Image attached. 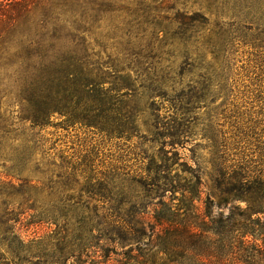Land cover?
<instances>
[{
  "label": "trees",
  "instance_id": "trees-1",
  "mask_svg": "<svg viewBox=\"0 0 264 264\" xmlns=\"http://www.w3.org/2000/svg\"><path fill=\"white\" fill-rule=\"evenodd\" d=\"M145 1L0 0V158L9 150V171L15 172L14 168L25 157H32L38 147L34 135L19 142V135L14 134L2 114L4 99H12L21 106L18 121L29 123L31 131L59 117L67 128L85 129L102 141L123 145L134 138L146 141L137 121L142 113L140 102H149L154 116L153 100L163 101L164 90L168 84L171 88L174 84L173 76L168 77L172 68L162 65L163 55L170 56V53L163 50L168 47L175 52L180 48L183 58L188 56L189 49L198 42L200 32L196 30L205 31L210 26L198 12L175 11L172 18H164L161 9H151ZM114 19L119 22L114 23ZM162 21L175 27L171 36ZM103 30L114 32L102 37L112 44L103 45V41L97 43L92 39L95 32L101 38ZM191 71L183 70L182 74H192ZM139 75L144 79L138 83ZM199 78L200 84L206 83L209 87L207 95L212 88L222 92L213 75L209 78L199 75ZM255 91H258L255 98L264 102V89ZM164 102L168 105L171 123L164 127L165 142L161 146L174 149L188 140L186 116L194 121L189 116L199 108L190 109L192 104L182 103L179 96ZM249 119L242 121V125L234 123V138L261 145L257 138L260 141L264 138V129L258 135L260 123ZM205 130L206 140L212 141L218 154L214 153L218 162H214L209 175L212 186L208 192L204 190L199 170L191 171L193 180L174 183L166 164L171 159L163 155L161 164L155 165L146 152L141 154V160H148L150 164L144 180L131 181L130 194L141 196L148 206L157 200L152 211L155 224L146 235L144 229L136 227L138 223H128L126 235L130 236L127 241L131 244L143 245L146 264H194L197 256L204 258L198 259L200 264H264V172L257 167L227 165L224 152L220 151L225 149L226 141H218L215 123L209 121ZM150 143L158 144V140ZM84 187L86 192L101 198L115 192L110 181L99 184L97 190L89 184ZM174 201L178 203L174 205ZM239 201L246 203L243 211L234 206ZM199 203L205 205L202 210ZM228 205L229 214L224 218L221 210ZM9 222L6 219L1 224ZM218 226H221L219 230ZM10 233L7 227L3 234ZM212 238L224 243L223 253L207 248L198 255L197 243L210 242Z\"/></svg>",
  "mask_w": 264,
  "mask_h": 264
},
{
  "label": "rangeland",
  "instance_id": "rangeland-1",
  "mask_svg": "<svg viewBox=\"0 0 264 264\" xmlns=\"http://www.w3.org/2000/svg\"><path fill=\"white\" fill-rule=\"evenodd\" d=\"M145 2L151 9H161L164 18H172L175 11L198 12L210 26L205 31L196 30L200 32L198 42L189 49L188 56L183 58L180 48L175 52L168 47L163 50L170 53V56L163 55L162 65L172 68L168 77L173 76L174 84L172 88L168 84L164 90L163 101L153 100L156 103L154 116L150 103L140 102L142 113L137 121L146 141L134 138L125 145L102 141L85 129L67 128L59 117L31 131L29 123L18 121L21 106L12 99L2 100V114L14 134L19 135V142L34 135L38 150L14 168L16 174L8 169L9 150L0 158V264H146L143 245L131 244L127 241L130 236L126 235L128 223H138L136 227L144 229L146 235L155 224L152 211L156 209L153 204L157 200L148 206L141 196L130 194L131 181L144 180V172L150 164L148 160H141V154L146 152L155 165L161 164L159 160L163 155L171 159L166 164L168 176L174 183L193 180L191 171L199 170L204 190L208 192L212 186L209 175L214 162H218L216 148L213 149L211 140H206L205 128L209 121L215 123L218 141H226L225 149L220 151L224 152L227 165L257 167L264 172V138L261 141L257 138L261 145L234 138V123L242 125V121L249 118L260 123L258 135L264 129V102L255 98L258 93L255 90L264 89V0ZM170 7L174 10H168ZM117 22L119 20L114 19V23ZM162 26L168 27L170 36L175 30L165 21ZM100 34L101 38L98 32L92 38L97 43L114 32L103 30ZM104 41L103 45L112 44V41ZM183 70H192V74L183 72V75ZM199 75L207 78L213 75L222 92L217 93L218 88H212L207 95L209 87L206 83L200 84ZM132 77L134 79L135 75ZM141 79L144 78L139 75L138 83ZM137 89L140 93L139 84ZM176 96L182 98V103L190 102V109H199L189 116L194 121L185 117L189 121L188 125L185 123L188 140L170 149L161 146L165 142L164 127L171 123L164 101ZM154 124H157L156 129ZM155 139L158 144L150 143ZM109 181L115 192L105 198L84 189L89 184L97 190L99 184ZM234 206L243 211L246 203L239 201ZM198 207L202 210L205 205L199 203ZM229 210L230 205L221 210L224 218ZM6 219L10 222L2 225ZM121 226L124 231L119 229ZM7 227L11 233L4 236ZM108 237L110 239L105 240ZM196 247L198 255L207 248L223 253L224 243L212 238L210 242H198ZM198 259L204 258L197 256L194 264H200Z\"/></svg>",
  "mask_w": 264,
  "mask_h": 264
}]
</instances>
